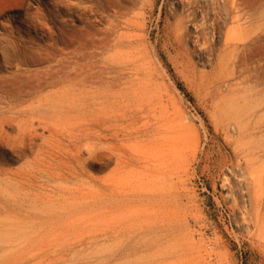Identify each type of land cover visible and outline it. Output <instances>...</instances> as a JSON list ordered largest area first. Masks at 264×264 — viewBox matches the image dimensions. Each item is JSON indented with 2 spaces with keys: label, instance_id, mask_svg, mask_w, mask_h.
Listing matches in <instances>:
<instances>
[{
  "label": "rangeland",
  "instance_id": "obj_1",
  "mask_svg": "<svg viewBox=\"0 0 264 264\" xmlns=\"http://www.w3.org/2000/svg\"><path fill=\"white\" fill-rule=\"evenodd\" d=\"M62 1L0 0V110L47 96L20 91L56 71L91 77L96 96L89 112L26 113L31 146L0 149V264H264V76L238 59L264 0ZM47 11L91 24L96 54L78 60L50 22L35 34ZM91 115L109 122L73 148L72 180L47 178L50 129Z\"/></svg>",
  "mask_w": 264,
  "mask_h": 264
},
{
  "label": "bare ground",
  "instance_id": "obj_2",
  "mask_svg": "<svg viewBox=\"0 0 264 264\" xmlns=\"http://www.w3.org/2000/svg\"><path fill=\"white\" fill-rule=\"evenodd\" d=\"M53 1L55 2L54 4L58 6V8H60V9L62 8V5L64 4L62 0H53ZM246 3L249 6V4H251V0L249 3H248V1ZM231 5H232V7H235L236 4L234 2H232ZM73 10L81 11L82 8L80 7V5H76L73 7ZM56 18H57L56 14H54L51 11H47L44 15L41 16V18H39L40 20L34 19L32 21H29V25L35 34L39 30H42V29H45L48 31V29L44 26L43 22H50L54 26H57L61 29V34L64 37L69 38V36L75 35V36H73V39H70V42L72 45L75 46L73 54H75L77 56L78 60L83 59V58L85 60L87 55L93 56L96 54L95 52L86 53L84 51L85 49H88V48L97 49L98 47L96 45L100 44V43L102 44V40L101 39L98 40L95 37L99 32L97 30H95L91 24L85 23L83 27H71L65 21H62V20L58 21ZM232 20L238 21V20H240V17L234 16L232 18ZM242 21L244 23L240 27V34H238V37H239L238 38V59H239V64L242 68L241 71L244 74L250 73V71H251V72H254L256 74V77H258V78H259V76L263 77L264 76V28L263 29H257L256 31H251L252 25L249 21V18L244 17ZM236 31H238V30H236ZM230 33L231 34H229V35L227 34V36H226V41H228V42L232 41L236 37L235 32H230ZM74 37H76V38H74ZM48 38L53 39L50 34H48ZM84 70H86V69H84ZM90 70H91V68H90ZM88 72H90V71H88ZM90 79H91V77L83 76L81 73H79L77 71L72 72V73L71 72L65 73L62 75H60L59 71H56L54 73L46 75L45 77H42L40 82L36 83V85H32V84L26 85L24 88H27V90L20 91V92H24L25 94H28V93L36 90V89L37 90L43 89L44 91L48 90L47 92H49V94L43 98L36 99V101H34L29 106H27L26 108H23V109H18V107L16 105L13 104L14 106L13 105L11 106V104H10L6 107H3V109L0 110V149L3 146H8V147L10 146L9 148H11V147H12L11 149L17 148L18 151L20 153H22V152H25L31 146L30 137L32 134H29L27 131H25V128L27 126L25 127L24 124H21V122H22L21 120L24 118L26 113L32 114L34 112V113L41 114V115L48 114L50 112L62 113V112L68 111L67 113H70V111H69L71 109L70 107L78 108V106H80V105L86 106V109H88V112H89V110L92 107H94L95 101H96L95 91L91 92V89H92L91 86H93V85H91L92 83H89ZM88 83H89V86H88L89 89H88V91H84L83 89L85 88V86ZM96 89H98V88H96ZM53 90H57V91H53ZM98 91H99V89H98ZM247 102L245 103V109L246 110L249 108V103H247ZM23 103H25V102H23ZM18 104H20V103H18ZM20 106H22V105L20 104ZM7 115H9V116H7ZM25 117H27V116H25ZM88 117H89V115H88ZM39 119H40V117H39ZM43 120H45V119H43ZM106 121H107L106 119H100V118L93 116V115H91L90 119H87L86 117L82 118L78 121L76 129L74 127V132H71L70 135H67V136H63L64 135L63 133H62L63 135L59 134L54 129L53 130L55 132H53L50 129V134H48V135H50L51 138L57 137L56 138L57 141H54V144H52L51 148L49 147V149H47V151L44 150L45 152H42V153H45L47 155V157L45 156L46 159L51 161V164H50V162H46V164L44 163L47 171H42V173H46V177L51 178L52 180L54 178H56V179L58 178L60 180L71 179L72 175L75 174L76 166L78 164V160L76 159L75 155H72L73 148H75L77 151H80L77 147L78 143L81 144V142L84 140L89 142L90 139L91 140L95 139V136H96L95 131H97L99 128L103 127L106 124ZM108 122H107V124H108ZM110 122H112V121H110ZM124 122H122V123H124ZM27 123H28V121H27ZM27 123H26V125H27ZM43 123H45V122H43ZM113 124H115V123H113ZM22 125L25 128H23ZM41 125H43V124L41 123ZM31 126L32 125H30V127ZM10 127L14 128L17 131L16 132L17 134L15 133L16 137H15V135H13V137H15V138H13L6 131V129H8ZM28 127H29V125H28ZM40 128H42V127H40ZM96 128H98V129L95 130ZM34 130H36V129H34ZM32 131H33V129H32ZM30 133H31V131H30ZM62 141H66L65 142L66 144H64V142H62ZM10 142H12V143L10 144ZM83 143H85V141ZM45 147H46V145H45ZM36 159H38V158H36ZM79 162H80V160H79ZM35 164H36V162H35ZM36 167H37V165H36ZM38 167H39V165H38ZM80 167H81V165H80ZM42 168H44V167H42ZM32 169H34V168H32ZM37 169L38 168H36L34 170H37ZM49 170L52 171V173L48 172ZM39 172H40V170H39ZM25 173H27V172H25ZM24 178H27V176ZM77 178H79V177H77ZM28 179H29V177H28ZM38 179H40V178H38ZM261 181H262V176L261 175L257 176L258 184H261ZM24 182H25V179H24ZM34 182H36V181H34ZM48 182L49 181H47L46 183H48ZM50 182H52V181L50 180ZM18 184H20V183H18ZM29 184H31V183H29ZM32 184H34V183H32ZM42 184H44V183H42ZM6 214H8V213H6Z\"/></svg>",
  "mask_w": 264,
  "mask_h": 264
},
{
  "label": "built area",
  "instance_id": "obj_3",
  "mask_svg": "<svg viewBox=\"0 0 264 264\" xmlns=\"http://www.w3.org/2000/svg\"><path fill=\"white\" fill-rule=\"evenodd\" d=\"M211 264H215V263H211Z\"/></svg>",
  "mask_w": 264,
  "mask_h": 264
}]
</instances>
